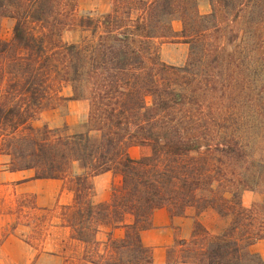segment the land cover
<instances>
[{
    "label": "trees",
    "instance_id": "16d2710c",
    "mask_svg": "<svg viewBox=\"0 0 264 264\" xmlns=\"http://www.w3.org/2000/svg\"><path fill=\"white\" fill-rule=\"evenodd\" d=\"M3 19L14 25L0 37V156L12 172L66 182L74 200L60 223L86 261L154 264L141 236L166 209L196 217L167 264H264L252 250L264 240V0H210L206 14L197 0H112L99 18L80 15L78 0H0ZM68 31L79 40L65 42ZM168 43L190 45L185 66L160 59ZM80 100L85 132L33 124ZM132 147L150 153L133 160ZM108 172L118 184L95 204L92 180ZM242 190L263 202L244 208Z\"/></svg>",
    "mask_w": 264,
    "mask_h": 264
},
{
    "label": "rangeland",
    "instance_id": "374dc122",
    "mask_svg": "<svg viewBox=\"0 0 264 264\" xmlns=\"http://www.w3.org/2000/svg\"><path fill=\"white\" fill-rule=\"evenodd\" d=\"M197 2L200 13L210 12V0H197ZM111 8L112 0H78V10L82 16L99 18L110 12ZM13 25L12 21L0 20V37L2 39L9 40L12 37ZM174 29L181 30L180 22L174 24ZM79 38L80 33L74 31H68L63 35L65 42H75ZM189 58V44L168 43L160 47V59L168 65L183 67ZM63 94L70 96V89L64 90ZM70 102H73L70 106L69 102H66L43 112L33 124L37 127L48 126L50 129L67 128L69 134L85 132L89 116V103L85 100ZM84 115L85 119L80 124L79 118ZM149 153V150L141 149L140 158ZM10 160L8 156H0V264H61L53 257L56 253L64 254L66 257L64 264H84V261L78 257L81 249H78L70 241L63 240L66 236L64 230L52 228V226L60 224L59 216L63 206L51 204L45 209L39 207L34 195L19 188L17 185L20 182L12 181ZM77 172L76 164L72 169V175ZM118 181L119 177L116 176V181L112 186L118 184ZM240 197L242 205L246 209L263 202V195L257 190H242ZM194 216V211L191 210L188 217H180L182 221L178 226H174L173 241L170 244L162 246L154 243L150 245L151 239L145 241L147 246L144 245L153 251L154 264H167V249L173 248L178 239L188 240L190 238L196 220ZM189 218L193 219V223L189 235L184 237V221ZM199 220L208 226L216 220V215L209 212L199 217ZM252 250L264 260V240L258 242Z\"/></svg>",
    "mask_w": 264,
    "mask_h": 264
},
{
    "label": "crops",
    "instance_id": "0c3cea01",
    "mask_svg": "<svg viewBox=\"0 0 264 264\" xmlns=\"http://www.w3.org/2000/svg\"><path fill=\"white\" fill-rule=\"evenodd\" d=\"M73 102H69L68 105H72ZM80 124L84 121L85 115L81 116ZM129 156L133 160H137L141 156V149L137 147H133L128 151ZM11 179L14 182H20L17 186L22 188L25 192L32 194L36 198V203L39 207L45 209L48 205H58V206H69L73 203L74 194L67 188L66 182L64 180L57 179H46V180H38L33 179L34 171L33 170H24L18 172L10 173ZM116 181V176L111 172L104 173L102 175L96 176L93 178V187L95 190V195L93 200L95 204L107 203L111 199V186ZM180 218H171L166 209L157 210L153 216V229L144 231L142 233V241L145 244V241H150V245L157 243L158 245H168L173 241V228L174 226H178L181 223ZM185 227L183 228L184 237L189 235L190 227L192 226L193 219L189 218L185 221ZM55 229L64 230L66 236L63 240L70 241L72 244L76 245L78 249H81L78 257L84 261V264H94L92 262H88L84 259V254L86 250V246L83 243H80L71 238L72 232L69 227L62 226L60 224H56L52 226ZM108 230H103L97 235L98 242L106 241V234ZM123 236V231L121 229H116L114 231V237L120 238ZM147 246V244H145ZM63 249V246H61ZM61 264H64L66 257H64L63 253H59L53 255Z\"/></svg>",
    "mask_w": 264,
    "mask_h": 264
}]
</instances>
